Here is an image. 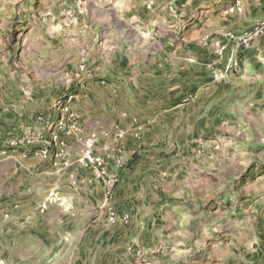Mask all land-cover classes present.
<instances>
[{"label":"rangeland","instance_id":"374dc122","mask_svg":"<svg viewBox=\"0 0 264 264\" xmlns=\"http://www.w3.org/2000/svg\"><path fill=\"white\" fill-rule=\"evenodd\" d=\"M76 98L116 181L0 130V264H264V0H0V101Z\"/></svg>","mask_w":264,"mask_h":264},{"label":"crops","instance_id":"0c3cea01","mask_svg":"<svg viewBox=\"0 0 264 264\" xmlns=\"http://www.w3.org/2000/svg\"><path fill=\"white\" fill-rule=\"evenodd\" d=\"M2 101L1 99L0 130L6 135L17 136L21 143L19 146V148H21L20 153L17 155L11 154L9 158H14L16 161L22 163L28 171L33 170L35 167L40 169V163H42V167L43 164L46 167L50 162L41 154V148L44 147L45 141L50 135L48 124L55 122L61 114L60 107L55 108V105L47 104L41 106L39 109L24 100L19 102L13 101L10 104H3ZM73 107L83 126V131L79 134H69L66 136L72 146L76 145L82 136L87 135V133L93 129L95 125L94 114L96 113V110L90 106L89 101L82 102L80 98H76L73 101ZM38 112L43 116L40 117V120H37L34 116ZM26 190L30 191L31 189L27 188ZM22 206H17L24 218L22 224L28 225L29 227L31 225L27 223L34 214L31 213V208L28 204ZM39 210L40 209H38V212L35 214L39 216L38 218H40ZM33 233L34 232L30 230L28 235L32 236Z\"/></svg>","mask_w":264,"mask_h":264},{"label":"built area","instance_id":"2783aa9c","mask_svg":"<svg viewBox=\"0 0 264 264\" xmlns=\"http://www.w3.org/2000/svg\"><path fill=\"white\" fill-rule=\"evenodd\" d=\"M217 48L222 52L224 45L218 42ZM233 64L236 66L237 62L235 61ZM60 109V116L55 122L48 124L50 135L45 141L44 147L41 148L43 157L54 165L65 168L76 163L81 167L92 170L96 179H104L105 185H113L116 179L110 176L108 156L104 152L96 151V147L102 139L108 140L111 138V131L106 128L91 130L74 147L69 143L66 136L81 133L83 126L72 104H65ZM124 135V130L119 129L117 131V137L121 138ZM14 143L12 141V144ZM108 148V144L103 147L104 150Z\"/></svg>","mask_w":264,"mask_h":264}]
</instances>
